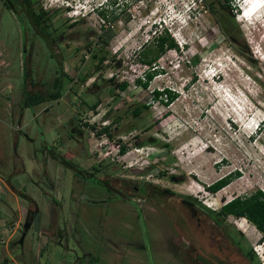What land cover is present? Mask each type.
Returning a JSON list of instances; mask_svg holds the SVG:
<instances>
[{"label":"rangeland","instance_id":"1","mask_svg":"<svg viewBox=\"0 0 264 264\" xmlns=\"http://www.w3.org/2000/svg\"><path fill=\"white\" fill-rule=\"evenodd\" d=\"M240 1L36 0L46 21L30 30L0 0V264H183L189 247L236 264H250V248L264 264V236L218 216L226 200L264 193V19L241 21ZM163 30L177 49L159 54L142 88L140 58ZM60 73L59 99L24 103ZM162 88L175 92L167 106L151 97ZM233 171L225 188L206 189ZM119 181L168 188L166 209L189 227L137 196L142 219L123 200L101 202ZM185 196L200 220L180 204Z\"/></svg>","mask_w":264,"mask_h":264},{"label":"trees","instance_id":"2","mask_svg":"<svg viewBox=\"0 0 264 264\" xmlns=\"http://www.w3.org/2000/svg\"><path fill=\"white\" fill-rule=\"evenodd\" d=\"M229 2L230 0H225ZM223 5V3H221ZM102 16H104V10L98 11ZM34 21L36 24H39L43 21V13H35L34 14ZM232 19L230 18L229 21L223 20L222 26L225 29L230 30ZM44 27V26H43ZM42 28V26H41ZM43 29V28H42ZM154 44H155V52L150 56H146L145 58H140L142 63L148 65L147 70L143 73L142 78H136L135 83L145 88L147 83L152 79L154 73L156 72L155 61L159 54L163 53L166 49H177V45L174 42L173 38L169 36L166 30H163V33H159L154 36ZM143 52H141V55ZM104 60V55H100L97 58L98 62H102ZM63 74L60 73L53 77L51 82L50 90H48L44 95L39 93H27L24 96V103L26 105H34L46 100H56L59 98L61 91H62V76ZM127 85L126 81L119 82L116 86L118 89L123 90ZM30 94V95H29ZM163 95V96H162ZM151 97L154 99L161 100L162 104L167 106L173 99L175 98V92L169 90L168 88H162L161 90L153 89L151 91ZM96 106V102L91 104V108ZM142 108H146V105H141ZM139 109L135 110L137 113ZM104 131L107 129L106 126L102 128ZM124 147L119 146L118 152L123 153ZM239 176L238 171L228 172L227 174L221 176L220 178L216 179L210 184L206 185V189L209 192H216L217 190H222L227 185H229L233 179ZM229 183V184H228ZM223 187V188H222ZM221 188V189H220ZM209 211H213L207 208ZM215 213V212H213ZM221 219H225L227 215H231L238 218H244L248 223L253 225L261 234L264 236V193L256 189L253 192L247 194L246 196H234L228 201L224 202L220 206V211L218 212ZM239 231V230H238ZM240 232V231H239ZM240 236L243 237L242 232H240ZM261 236V237H262ZM244 255L248 257L250 261H254L253 252L250 248L244 251Z\"/></svg>","mask_w":264,"mask_h":264},{"label":"flooded vegetation","instance_id":"3","mask_svg":"<svg viewBox=\"0 0 264 264\" xmlns=\"http://www.w3.org/2000/svg\"><path fill=\"white\" fill-rule=\"evenodd\" d=\"M1 2H3L2 5L8 11H10L12 14H15L17 16H21V15L27 16L29 13H31L32 14L31 19L27 18L26 16L24 17L26 19L27 26H29L30 30H32L35 27L41 30V26L45 24L46 12L40 9L39 6H37L36 0H1ZM37 12L43 13V21L41 22V24L40 23L36 24V22L34 21V14ZM60 97H61V94L59 98ZM60 159H62V161L65 160L63 158H60ZM75 172L78 174L81 173L84 176V178H90L88 176H91L90 172L82 171V169L79 168L78 166H75ZM90 179L92 180V182L99 185L101 187V190L105 194H107V196L113 193V189H111V187L105 184L104 182H99L96 179H94L92 176ZM122 182H120L119 185H117L118 187L115 188L116 193L114 194L113 199L108 197V198H105L104 200H101V202H106L110 200H123L126 203H128L132 207V209L135 210L136 217L142 219V218H145L142 214V209L138 205V203H136L132 199V196H137L141 200V202L143 201L144 204L150 205L156 211H159V212L162 211L164 214V215L162 214V216L165 218H169L173 223L177 224L178 227H181V228H184V226L186 228L189 227L188 226L189 224L187 223L188 220L186 219L187 217L184 214H177V215L172 214L170 210L166 209L169 207L168 205L171 203L170 200L173 199L172 198L173 194L168 188H163V187L161 188L157 185H150L143 181L132 182L130 187H128V183L123 184ZM120 195L124 198H122ZM118 198H121V199H118ZM179 201H180V204H182L185 208L189 209V211L191 212V216H190L191 218H195V219L197 218L198 220H200V216L198 217L195 216L196 204H195L194 199L185 196V198H180ZM91 202H94V201H91ZM187 238L189 242H191L192 240L193 241L195 240L192 237H191L192 239H189L190 236H187ZM171 244L172 245L169 248L173 251L175 250V253H177L179 250L176 249L175 242H172ZM200 250H201V253H199L198 255L196 253L195 247H191V248L189 247L188 252L185 253V258H183L182 263L183 264H207L206 262L209 261V264H236V263H233L232 261L230 263L226 262L224 260V257L220 256L217 253V251H219L217 249L215 250L216 252L211 251V249H206V248H201ZM170 263L177 264L176 262H170ZM250 264H254V262L251 261Z\"/></svg>","mask_w":264,"mask_h":264},{"label":"bare ground","instance_id":"4","mask_svg":"<svg viewBox=\"0 0 264 264\" xmlns=\"http://www.w3.org/2000/svg\"><path fill=\"white\" fill-rule=\"evenodd\" d=\"M253 2H252V0H244L243 2H241V5L239 6V8H241L240 9V11H242L243 9L245 10V9H247L246 10V12H244L243 13V15L244 14H246V15H249V12H251V10H249V12H248V6H250L251 4H252ZM245 7V8H244ZM252 8H253V6H252ZM257 9V8H256ZM255 9V10H256ZM255 10L253 11V12H251L250 13V16L251 17H247V16H243L242 14H241V12H240V14H239V17L241 16V21H248V20H251V21H253V20H255L256 18H259L258 20H262V19H264V18H260L262 15H260L261 13H262V11L264 10V6H262V8L260 9V10H257L256 12H255ZM248 12V13H247ZM255 12V13H254ZM255 14V16H254V14ZM256 21V20H255ZM238 228L241 230V231H244V227L242 226V224H240L239 226H238Z\"/></svg>","mask_w":264,"mask_h":264},{"label":"crops","instance_id":"5","mask_svg":"<svg viewBox=\"0 0 264 264\" xmlns=\"http://www.w3.org/2000/svg\"><path fill=\"white\" fill-rule=\"evenodd\" d=\"M229 183H230V182H229ZM229 183H228V184H229ZM222 188H223V187H222ZM253 191H254V190H253ZM253 191H252V192H253ZM250 193H251V192H250ZM248 194H249V193H248ZM246 195H247V194H246ZM246 195H237V196L243 197V196H246ZM226 201H227V200H226ZM226 201H225V202H226ZM227 216H229V215H227ZM240 220H244V218H241ZM246 230H247V227H246V229H245L244 231H242V232L245 233Z\"/></svg>","mask_w":264,"mask_h":264},{"label":"water","instance_id":"6","mask_svg":"<svg viewBox=\"0 0 264 264\" xmlns=\"http://www.w3.org/2000/svg\"><path fill=\"white\" fill-rule=\"evenodd\" d=\"M238 218V217H237Z\"/></svg>","mask_w":264,"mask_h":264}]
</instances>
